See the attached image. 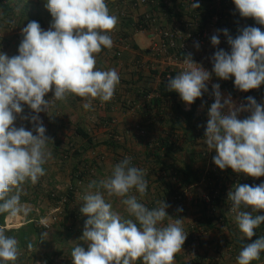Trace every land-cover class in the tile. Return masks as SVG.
Listing matches in <instances>:
<instances>
[{"label":"clouds","instance_id":"1","mask_svg":"<svg viewBox=\"0 0 264 264\" xmlns=\"http://www.w3.org/2000/svg\"><path fill=\"white\" fill-rule=\"evenodd\" d=\"M239 15L253 18L264 25V0H233ZM46 9L52 21L47 30L36 21H30L21 30L23 39L18 55L9 57L0 53V214L12 221L27 217L31 207L21 202L24 185L36 184L46 175L44 165L52 158L47 150L52 139L38 115L31 116L33 129L16 127L15 121L23 116L24 105L34 113L51 110L57 101L71 96L85 100L83 108L92 110V102H109L120 83L116 69L100 70L96 56L103 49H111L110 35L118 24V17L110 14L106 0H46ZM197 9L199 3H192ZM231 52L217 50L212 59L215 76L228 80L234 77L235 87L247 92L264 84V32L258 27H244L233 39L228 30ZM217 46V35L211 37ZM197 49L199 44L195 45ZM184 69L174 78H168L169 92L179 94L186 105H191L206 92L211 74L185 56ZM220 85H213L215 102L208 110L204 143L215 150L214 164L221 170L230 168L252 178L264 177V105L249 96L247 104L236 107L229 96L221 102ZM52 92L51 99H45ZM228 107V114L222 109ZM250 112L238 119L240 112ZM35 133V135L33 134ZM144 169L132 165L130 156L124 157L111 168L110 175L92 181L83 195L80 212L88 217L80 240L87 250L76 245L71 251L72 264H174L175 256L187 239L183 219L168 216L164 201L149 209L138 202L133 189L141 197L147 194L148 182ZM107 197L121 198L132 218H125L113 210ZM231 212L240 232L248 240L255 229L264 223V183L236 184L228 193ZM251 209V212L241 209ZM177 211H183L179 208ZM169 223L163 224L165 219ZM47 227L45 221H41ZM48 233L42 234L45 239ZM33 245H28L31 250ZM264 252V237L245 243L237 257V264H251ZM20 255L18 241L6 235L0 227V264H16Z\"/></svg>","mask_w":264,"mask_h":264},{"label":"crops","instance_id":"2","mask_svg":"<svg viewBox=\"0 0 264 264\" xmlns=\"http://www.w3.org/2000/svg\"><path fill=\"white\" fill-rule=\"evenodd\" d=\"M45 4L46 0H0V53H5L9 57L19 54L18 47L21 40L23 39L21 30L27 25L28 22L36 21L44 30H47L50 27L52 17L50 12L46 9ZM108 8L110 10V14L115 15L113 10L110 9V7ZM126 32L129 34L128 40L130 44L140 43L139 45L137 44L139 48L132 47L130 50L125 51L122 59L113 56L112 48L103 49L96 56V67L98 69L107 70L110 68H114L119 73L120 83L117 86L114 97L111 99V101L102 103L98 99L94 100L92 102V110L87 111L82 106L86 101L80 97L70 95L66 101H57L55 107L53 108V112L51 113V119L49 117V120L47 119L49 123H52V121L54 123H52L53 125L51 124L48 130L49 132L47 131L46 133L55 132V130H53L52 128L56 129V133L67 132L68 128H73V132L76 133V129L78 128L84 131L97 129V131L103 135V133H107L109 129L116 128L118 133L132 134L135 131V128L143 126V124L141 125L140 122V124H134L137 123L136 121H138V119L134 118L132 111L135 112V110L129 109L130 105H128V101L135 102L136 100H138L136 91L137 88H139V85L144 86L146 84L148 87H156V81L152 73L149 72L147 64L148 53L146 51V48L149 44V41L148 39H144V37L139 38V36L137 35L138 33L133 34V30L128 29ZM195 49L197 48L195 47ZM200 49L201 48H198L195 51L199 52ZM127 79L135 83L133 84V89L130 90L129 93H125L126 90L124 93L119 92L118 89H120V85L121 83H123L122 80ZM125 87L127 86L125 85ZM48 94L53 95L52 92H49ZM174 101H177L179 103L181 101L180 96H177ZM159 107L161 106H154L150 108L146 116H144L147 118L148 125L146 127V131H149V129L152 128V130L156 131H162L165 129V127L162 128L158 125V117H155L153 119V123H150L148 119L149 116L158 114L155 111H157ZM31 112L32 110L27 105H24L22 115L28 116ZM196 113L204 114L202 105L198 104L196 106ZM39 115L44 116L42 113H40ZM25 121L26 120L23 119V126L26 128L27 124ZM165 125L168 127V131L170 132H172L173 130L184 132L190 131L189 128L180 129V126L177 125H175L172 129L171 126H169V122ZM182 125L185 126L183 122ZM156 126H159V128L156 129ZM69 131V133L72 132L71 130ZM114 131L117 132L116 130ZM76 135L77 137H75V139H77L80 144L84 145L85 147L92 146L90 144L88 145L80 135ZM99 139L96 140V142L98 143H95L96 146L100 145L101 143H104L106 146H108L107 143H105V135H103ZM204 140L205 137L198 138L194 140V143L190 147L186 146L185 143L182 145V147H177L176 145L177 150H173V155H175L176 161L177 163H179V167L182 166V164H180L182 158L185 159L190 157L187 152L185 153V149L186 151H188L187 149H191L193 152V165L198 169L199 174L203 169L199 170V168L197 167V164H200L198 160H203V162L206 164V169L210 168L208 165H211V168H214L215 164L213 162V157L216 155V151L214 149L208 150L207 145L204 143ZM124 142V146H127L126 148L129 149L131 148V152L134 155L136 154V156H138L139 158V161H137L136 156L133 158L131 156L132 162H139L138 164L141 166V169L145 170L147 178L149 179V183H153L154 185L157 184V182H154L155 179L157 180L156 175H150V172L148 170L151 163L147 161L146 154L148 153L147 145H149L150 143L142 138L133 139V145L127 139ZM124 142H119L118 144L115 143L116 145H113V148H119ZM115 149L112 151L108 146V148L106 147V149L105 147H101V150L99 151L102 153V155L100 156L99 162L97 161V164L98 167H101L102 164L109 167V171L106 176L110 175L111 173L110 167L112 168V166H114L116 163H119L123 159V157L117 158L116 155L121 151L120 149ZM202 156H204V158H202ZM142 157L145 158L141 161ZM132 165L135 166V164ZM136 167L138 166L136 165ZM169 172L170 170L165 171V173L163 172V175H168ZM199 184L202 185V180L199 181ZM193 186L188 187L185 190V194L187 196L190 193L189 191H191V189H194ZM131 193H134L135 195V189H133ZM158 194H162L161 191L156 192V195ZM156 195H152V199H150V197L147 195V201H144L143 204L149 209L159 207L160 202L162 201L156 199ZM224 204L225 208H223V213H225V216L227 217V222H225L224 225H217L215 229L203 232L201 236H197L195 234L192 239L187 237L184 245L182 246V250L175 256L174 264H237V257L239 254L236 252L235 246L237 247L238 245V252H240L242 247H240L239 244H241L240 240H243L244 236L240 233L237 234L236 232V230L238 229V225L235 222V213L231 214L229 212L227 199L224 200ZM179 208H182L183 211H177ZM241 210L251 212L250 208H242ZM166 212L168 216L173 220L183 219V228L187 233V236L189 234V229L193 228L191 224L194 223L195 219L201 216L199 205L191 206L189 202L178 204L175 207H171L169 205V207L166 208ZM259 213L262 212L260 211L257 213H253V215H260ZM167 223H169L168 218L165 219V222L163 221L164 225H166ZM136 264H142V262L137 261Z\"/></svg>","mask_w":264,"mask_h":264},{"label":"rangeland","instance_id":"3","mask_svg":"<svg viewBox=\"0 0 264 264\" xmlns=\"http://www.w3.org/2000/svg\"><path fill=\"white\" fill-rule=\"evenodd\" d=\"M137 35L139 36V38L144 37V39H148L147 36H145L143 33H138ZM192 48L195 49V46H193ZM144 86L147 85L145 84ZM125 88L128 87H125V83H121L120 89H118V91L124 93L126 90ZM150 88L154 89L153 87ZM176 102L177 101H173L172 103L176 104ZM146 111L148 112L149 108L146 109ZM155 112L158 113V115L160 114L158 118H161L158 125L162 128L165 127V129L162 131L152 130L153 128L149 129V131H146L147 118L144 117L146 116V114H144V110H142L141 108L135 109V112L132 111V114L134 115V118L138 119V121H136L137 123L134 124L136 125L140 122L141 125L143 124V126L135 128V131L132 134L118 133L116 128H111L107 131V133H103V135H105L106 140L110 135L116 137L115 143L117 144L119 142L122 143L126 141V139L132 144L133 139L135 138L145 139V141L152 144L153 141H155L159 137H171L172 142L176 141L177 147H182V145L186 141L185 132L176 130L170 132L168 131V127L165 125V120L174 118L176 116V114L173 112V107H171V103L163 101L161 103V107H159ZM38 116L39 119L43 122V125L46 127L47 132L51 124L54 122L52 121V123H49L47 121V119L49 120L50 117L47 118L46 116ZM27 117L28 119L25 121L27 124L26 130L31 131L33 129V123L31 122V116L28 115ZM199 123L200 124L198 125V128H201L202 123ZM15 126H23V119H21L20 116L17 117ZM159 126H156V129H158ZM52 129L55 130V132L46 133V135L53 141V143L49 142L47 146V150L51 152L52 158L50 159L51 161L49 160L44 165L46 169V175L41 177L39 181L34 185L31 184V182L26 183L24 185V193L21 195V202L29 205L31 207V212L27 217L20 216L12 221H9L7 219L6 214L3 224H0V227H4L6 229V235L15 237L18 241L20 255L18 257V260L16 261V264H72L71 251L77 244L87 250V244L84 241L80 240L85 221L88 219L86 215L80 212V208L83 206L82 197L88 190L89 183L94 180L99 181L100 179L104 178L109 171L108 166L102 164L101 167H98L97 164L100 160V156L102 155V153L99 152L101 150V147H105V149L106 147L108 148V146L101 142H99L101 143L100 145H95V143L98 144L96 140L103 136L97 131V129H90L86 131L94 140L91 147H85L84 145L80 144L77 139H75L77 135L75 132H73V128H68L67 132L61 133H56L55 128ZM69 130H71L72 132L69 133ZM114 130H116L117 132H115ZM33 134L35 135V133ZM150 144L148 146H150ZM124 145L125 142L119 148L115 149L111 146H109V148L112 151L114 149H120L121 152L116 155L117 158H124L126 156H132V158L135 157L136 154L134 155L131 152L132 149L126 148L127 146ZM169 154L171 155V157L167 159L169 160L168 162L171 161V158L176 159L175 155H173V152H169ZM144 158L145 157H142L141 161ZM202 158H204V156H202ZM136 160L139 161L138 156H136ZM198 161L200 162V164H197V167L199 168V170L203 169L200 173L202 180L203 177H206L207 172L212 169V166L208 165L210 168L206 169V164L203 162V160ZM138 163L139 162H132V164H135V166ZM151 164H153V162ZM155 166V169H158V167L162 165L155 164ZM178 166L179 163L176 162L175 167ZM85 168H87L89 172L84 171ZM81 172L85 173L84 176L78 177V175L76 174ZM169 173L175 174L176 172L170 169ZM263 181L264 179L260 182V184ZM204 182L205 181L203 180L202 185L198 184L193 186L194 189H191V191H189V195L185 196V202H189L191 206H202L200 197L202 198V194L205 193L202 188L204 187ZM70 187L73 188L72 199L70 201H66L65 195L68 193V189ZM153 191L154 189H151V193L153 195H156L153 193ZM131 195H134V193H131ZM135 196L137 197L138 202L142 204L144 201H147L146 196L141 197L140 194L136 192V190ZM148 196L150 197V199H152V195L149 194ZM106 199H108L112 203L113 210L119 212L125 218L134 219V217H130L127 213L126 206L122 204L121 198L106 196ZM65 201L68 202L67 207H65ZM170 206L175 207L173 205ZM41 221H45L48 226L44 227ZM28 224H30V227H28ZM21 229L25 230L23 231V234L24 232L26 233L25 236L19 235L20 232L18 230ZM45 232L48 233L47 237L45 239H41L42 234ZM236 232L237 234H241L240 230L238 229L236 230ZM199 233L196 232L195 234L197 236H201L202 233ZM26 239L29 241V244L31 243L33 245L31 250H29L28 248L29 244L23 243ZM255 264H264V255L262 256V259Z\"/></svg>","mask_w":264,"mask_h":264},{"label":"built area","instance_id":"4","mask_svg":"<svg viewBox=\"0 0 264 264\" xmlns=\"http://www.w3.org/2000/svg\"><path fill=\"white\" fill-rule=\"evenodd\" d=\"M224 2V3H223ZM107 6L113 10L115 16L130 18L129 27L132 26L133 34L143 33L148 37L149 44L146 48L148 53V68L152 73L156 87L150 91L138 90L135 102L128 101L130 108L141 109L145 103L151 102L158 96L157 87L161 82L167 85L168 78L175 77L177 73L185 67V56L191 54V59L209 71L211 78L206 82L207 91L201 97V105L204 110V120L208 121V110L212 103L215 102L213 95V85H220L221 102L231 97L232 103L236 107L247 104V97H253L257 103L264 105V96L259 95L256 91L242 92L234 85V77L223 80L215 76L213 72L212 57L214 53L223 49L230 53L231 49L228 44V37L224 35V29H234L240 31L244 27H258L264 32V25H259L253 18H244L239 15L233 0H106ZM192 3H199L200 7L193 9ZM223 3V6H222ZM171 8L172 12L168 11ZM220 10L225 13L230 12L231 18L221 15ZM175 14V15H173ZM124 19L118 22L115 30L110 33L113 46L112 54L116 58H123L125 51L132 48L124 33L128 30L124 27ZM227 20L228 25H223ZM139 22L137 29L134 25ZM217 35L220 44L213 46L211 37ZM199 44L200 51L196 52L192 47ZM196 47V46H195ZM152 71V72H151ZM52 94H47L45 99H51ZM53 112L51 110L50 114ZM47 118L50 117L46 112H40ZM39 113V114H40ZM35 115H39L34 113ZM222 114H228V107L222 109ZM251 113L240 112L238 119H245ZM215 168V167H214ZM215 170V169H213ZM264 177L252 178L243 173H236L229 186L236 184L259 185ZM186 195V194H185ZM179 198V196H178ZM202 199L206 203L211 202V195L208 192L202 194ZM64 200V199H62ZM228 201V209L231 214V202Z\"/></svg>","mask_w":264,"mask_h":264},{"label":"trees","instance_id":"5","mask_svg":"<svg viewBox=\"0 0 264 264\" xmlns=\"http://www.w3.org/2000/svg\"><path fill=\"white\" fill-rule=\"evenodd\" d=\"M224 3V2H223ZM222 3V6H223ZM172 9L169 7L168 11H171ZM219 12H221V15H225L227 14V16L229 18H231V13L227 12L225 13L223 10H220ZM175 15V14H173ZM118 17V15H116ZM125 17H118V21L121 22V20H123ZM130 18L127 17L126 19H124V27L126 26V29L129 30H133L134 28L132 26L129 27L130 24ZM139 22L135 23V27L137 29L139 28ZM228 21L225 20V22L223 23V25H228ZM227 29V28H226ZM228 30V35L231 36L233 39L236 38V36H238L240 34V31H236L234 29H227ZM128 33H124V38L128 39ZM133 48H138L137 44H132L131 45ZM230 49L231 46L229 45ZM231 52V51H230ZM213 67V66H212ZM152 72V71H151ZM154 73V72H152ZM138 80V79H137ZM123 83H125V85L128 87L126 89V92L129 93L130 90L133 89V81H130L129 79L127 80H122ZM142 87V88H141ZM145 90V91H150V87L148 89L147 86H142L139 85V88H137L136 93H138V90ZM249 91H256L259 95L264 96V84H262L259 89H252ZM156 93L158 94L157 97H155L151 102H149L148 104L145 103L142 110H144V114H146V109H150L154 106H161L162 101L164 102H170L171 103V107H173V112L176 114V116L174 118L171 119H167L165 120V123L167 124L169 122V125L171 126V128L173 129V127L175 125L180 126L181 128H189L190 131H186L185 135H186V141L185 144L186 146L190 147L193 143L194 140L198 139V138H204L205 137V131H206V126H207V122H205L204 120V114H197L196 113V106L198 104L201 105V97L197 98L195 100L194 103H192L191 105H186L185 102L181 101V102H176V104H173L172 102L174 101V99L179 96L178 93L176 92H169L167 89V85L165 82H161L156 90ZM34 115V112L32 111L30 113V116ZM160 116V114H155V115H151L148 117L150 123H153V119L155 117ZM161 118H158V121H160ZM181 122V123H180ZM182 122L184 123L185 126L182 125ZM199 122L202 123V127L198 128V124ZM205 122V123H204ZM204 123V124H203ZM145 126V125H144ZM148 125L146 124V127ZM76 134L80 135L85 141L86 143L89 145L93 144V139L91 136H89V134L82 130V129H76ZM171 135V134H170ZM115 140L116 137L110 135L107 137V140L105 141V143H107L108 146L113 147V145L115 144ZM148 153L146 154L147 157V161L149 159V162L153 164H150L149 166V172L150 175H156L157 180L155 179L154 182H157V184H153V183H149V179L147 178V175L145 176L147 182H148V188H147V195H153L151 193V189H154L153 193L156 194V192L161 191L162 194H158L156 195V199H160L162 202L164 201L166 204L168 205H173V206H177L178 204H181L183 202H185L186 200V195H185V190L188 187H191L193 185H198L199 181L201 180V175L199 174V171L197 168L194 167L193 165V152L191 149H187L188 151H186L185 149V153L187 152L189 154L190 157L188 158H182L180 161V164H182V166H178L175 167V163L177 162L176 159L171 158V161L168 162L169 160H167L168 158L171 157V155L169 154V152H173V150H177L176 149V141L171 140V137H159L157 138L155 141H153L152 144H150V146H148ZM183 150V149H182ZM180 150V151H182ZM173 159V160H172ZM159 165L161 164L162 166L159 167V169H155V164ZM139 166V168H141V166L139 164H137ZM174 170V172H176L175 174L169 173L168 175H163V172L165 173V171L168 170ZM215 169V170H213ZM86 172H89V170L87 168H85ZM84 172H81L78 174V177H82L84 176ZM236 173L233 172L230 168L225 169V170H221L217 167L212 168L209 172H207L206 177L202 178V183L203 180L204 182V187L203 190L205 192L210 193L211 195V202L210 203H206L201 197H200V202L202 204V206L199 205L200 207V212H201V216L197 219L194 220V223H192L191 225L193 226V228L189 229V234H188V238H193V236L195 235L196 232L199 233H203L205 231H209L212 229H215L217 227V225H224L225 222H227V217L225 216V213H223V208H225V204H224V200L227 199L228 200V193L229 191L233 190L232 187H230L229 181L231 182V179L233 178V176ZM172 177V178H171ZM152 182V181H151ZM263 183V182H262ZM158 189V190H157ZM72 195H73V188L70 187L68 189V193L65 195L66 201H70L72 199ZM64 196V195H63ZM179 196V198H178ZM64 202L65 207H67L68 202ZM262 213H259L260 215H264V211H261ZM5 214H0V224H3L4 221V217ZM28 227H30V224H28ZM29 229V228H28ZM239 230V228H238ZM20 232L19 235L21 236H25L26 233L23 231L25 230H18ZM242 234V233H241ZM243 235V234H242ZM260 237H264V223H262L258 228L255 229V235L252 237L251 240H248L246 237H244L243 240H240L241 244L240 247H243L245 243H251L254 240L260 238ZM22 241V240H21ZM239 241V240H236ZM23 243H27L29 244V241L26 239L24 240ZM238 247V245H237ZM235 246V250L238 252V248ZM264 255V252H261L260 254V259L259 260H255L252 261L251 264H255L256 262L260 261L262 259V256Z\"/></svg>","mask_w":264,"mask_h":264}]
</instances>
